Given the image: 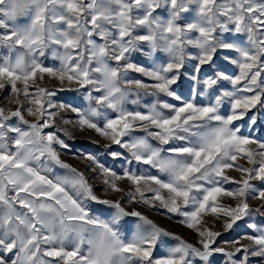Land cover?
Segmentation results:
<instances>
[{
  "label": "snow or ice",
  "instance_id": "6c2138e0",
  "mask_svg": "<svg viewBox=\"0 0 264 264\" xmlns=\"http://www.w3.org/2000/svg\"><path fill=\"white\" fill-rule=\"evenodd\" d=\"M64 91L87 106L57 103ZM260 116L264 0H0V264H264V226L224 246L214 230L264 218V140L246 131ZM67 124L127 164L82 157L119 198L61 159Z\"/></svg>",
  "mask_w": 264,
  "mask_h": 264
},
{
  "label": "rangeland",
  "instance_id": "374dc122",
  "mask_svg": "<svg viewBox=\"0 0 264 264\" xmlns=\"http://www.w3.org/2000/svg\"><path fill=\"white\" fill-rule=\"evenodd\" d=\"M137 58L144 62L146 61L145 57L139 56V54H136ZM181 83V88H178V92H184L187 94L188 91V84H187V77H185ZM203 98V97H202ZM150 98H146L148 100ZM57 103H65V104H71L72 106H87V100L80 92L75 91H64V92H58L56 97ZM65 119L75 121L76 115L75 113H72L70 111H67L64 113ZM63 128L67 130L69 133L68 135L65 134L64 131H61L59 134L62 139L65 140V142L69 145L68 149H59L58 151L61 152V159L64 160L66 163L72 165L73 167L78 168L80 171H85L86 175L89 177V182L93 185L94 191L96 194L101 198H108L109 196H112V198H119L118 195L113 196V194H107L105 193V185L102 183V178L99 175L94 176L93 173L87 170V164L90 163L82 157L86 154H93L97 156L102 164H104L106 167L111 168L112 170L117 171L118 173L122 172V170L127 167V164L120 161V160H113L112 157L108 154V149L105 148L103 142H97L100 138L98 135L92 131V130H86L81 131L80 129L73 126V124H67L62 125ZM247 132H251V134L259 138L261 140H264V116H260L257 122V125L254 129L252 128H246ZM118 146L113 145V149H117ZM58 172L62 173L63 169H57ZM231 175L238 176L236 173H230ZM120 184H124V181H120ZM257 185H259V182H255ZM226 187H234V185H226ZM224 203H234L233 201H230L228 198L223 199ZM258 201H253L252 205L255 206L258 204ZM97 209V214L100 215L101 211L106 206L101 205H93ZM126 208L135 207L136 210L142 212L143 214L147 215L150 219H152L154 222H156L159 226L165 228L166 230L173 232L177 235L182 236L183 238L194 242L195 241V233L188 229L185 225L180 224L178 222L179 217L173 216L171 219H169V215L167 214L164 209H149L145 206H139V205H132L129 206L125 204ZM102 218H109L107 216H103ZM255 222L260 226H264V218L260 217H253L251 221H249L247 218H245L244 221H238L237 225L233 226V229L225 231L223 227V221L215 222V228L214 230L220 231L222 233L221 237H219V241L221 243V246H224V241H234L242 237L245 233L250 232V229L248 228V223ZM136 223V218H130L126 217L124 218L120 224L124 226V229L128 231V234H131V230L134 228V225ZM169 242H171L170 238H165ZM246 242V241H242ZM160 251H163L161 248ZM214 264H223V257L221 254H216L214 257Z\"/></svg>",
  "mask_w": 264,
  "mask_h": 264
}]
</instances>
